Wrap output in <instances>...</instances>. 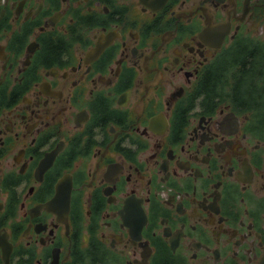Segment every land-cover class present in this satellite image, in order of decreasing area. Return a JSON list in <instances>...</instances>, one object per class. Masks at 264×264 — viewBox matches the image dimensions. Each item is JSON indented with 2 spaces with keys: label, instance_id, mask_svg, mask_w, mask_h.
<instances>
[{
  "label": "flooded vegetation",
  "instance_id": "1",
  "mask_svg": "<svg viewBox=\"0 0 264 264\" xmlns=\"http://www.w3.org/2000/svg\"><path fill=\"white\" fill-rule=\"evenodd\" d=\"M0 264H264V0H0Z\"/></svg>",
  "mask_w": 264,
  "mask_h": 264
}]
</instances>
